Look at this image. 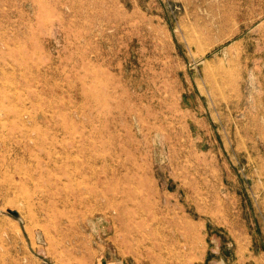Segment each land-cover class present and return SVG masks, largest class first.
<instances>
[{
	"label": "rangeland",
	"instance_id": "374dc122",
	"mask_svg": "<svg viewBox=\"0 0 264 264\" xmlns=\"http://www.w3.org/2000/svg\"><path fill=\"white\" fill-rule=\"evenodd\" d=\"M0 264H264V0H0Z\"/></svg>",
	"mask_w": 264,
	"mask_h": 264
},
{
	"label": "bare ground",
	"instance_id": "6f19581e",
	"mask_svg": "<svg viewBox=\"0 0 264 264\" xmlns=\"http://www.w3.org/2000/svg\"><path fill=\"white\" fill-rule=\"evenodd\" d=\"M214 75V74H213ZM207 77V76H206ZM215 78V77H214ZM135 105V104H134Z\"/></svg>",
	"mask_w": 264,
	"mask_h": 264
}]
</instances>
